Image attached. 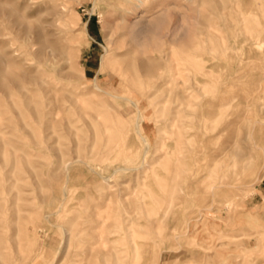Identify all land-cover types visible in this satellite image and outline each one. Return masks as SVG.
<instances>
[{"label":"rangeland","instance_id":"rangeland-1","mask_svg":"<svg viewBox=\"0 0 264 264\" xmlns=\"http://www.w3.org/2000/svg\"><path fill=\"white\" fill-rule=\"evenodd\" d=\"M185 1L142 0L140 4L139 0H0V80L7 83L10 77L24 76L27 81H30L38 76L41 77L39 73H42L41 80L44 79L40 85L27 84L26 86H29L26 96L14 90L11 85H8L9 83L7 85L12 92H10L11 95H5L2 92V87L0 90V257L2 256L0 264H105V261L106 264H113L112 262L115 264H264V150H262V146H264V126L262 125L264 124V60H262L264 59V55H262L264 47L262 46L264 44L257 46L255 35L249 34L244 24L237 27V24L233 22L235 20L229 18L230 12L235 14L234 12L237 11V3L248 0H232L231 2L230 0H222V2L221 0H211L210 3V0H202V2L196 0L199 3L195 0ZM190 1L191 4H189ZM125 2L129 3V6ZM223 2L227 6L223 5ZM118 4H120V8L117 6ZM157 4L158 6H156ZM260 5L264 10V0H252L249 18L251 22L262 23L260 31L263 35L261 33L259 38L264 41V12ZM223 7L231 8H228L229 11L226 9L223 12ZM163 9L166 10L163 11ZM194 9L201 14H199L200 18L212 20L216 17L215 22L217 19L222 20L221 22L218 20L216 23L213 21L209 25V32L203 34L205 36L201 35L204 47H206V49L203 47L206 51L202 50L203 54L206 52L204 54L206 65H219L211 71L212 74L214 73L213 75L210 76L211 72L207 75V79L210 76L213 81L219 80L223 74L233 75V72L238 69L236 73V76L239 77L236 80L237 89L236 87L232 88L237 92L230 89L228 95L234 94L232 96L248 99L245 106H241L236 113L240 125L231 140H235L238 147L242 143L246 147L249 145V149L245 148L248 150H244V153V151L235 148L223 160L214 165L210 158L195 159L193 162L189 159L186 160L187 158L183 157L185 153L182 155V152H185L184 148L189 145L186 143V146L183 140L174 143L177 134L174 135V130L170 127L173 110L177 105H180L178 100L172 102L174 100L172 99L173 90L181 92V90L189 88V83L193 82L191 71L181 67L183 69H181V77L179 76L175 81L177 87L176 84L174 85V79L170 77L174 73L172 57H174L173 55L183 57L184 54L190 52V49L181 42L171 44L170 39L174 40L175 36V39L178 38L185 28L196 26V22L190 18V14L191 16L197 14ZM219 11L223 13L217 15ZM257 15L258 18H256ZM157 18H161L160 24L158 28H153ZM251 22L248 25L250 28L255 23L251 24ZM221 23L223 24L221 25ZM224 24H226V28ZM178 25L180 29H178ZM135 26L137 30L140 27L142 29L138 32L139 36L136 35L137 30L131 29ZM234 27H236L235 30ZM168 28L171 30L169 31ZM238 28L241 30L239 33ZM27 29L29 31L28 41H25L24 31ZM148 29L150 30L147 31ZM165 31L167 32L165 33ZM164 33L165 35H163ZM134 34L135 37H133ZM124 36L125 38H123ZM137 39H142L143 42ZM120 40L123 42L122 44L118 42ZM31 41L34 43L33 46L31 43L29 44ZM47 41L50 42H48L49 45ZM51 43L56 49L50 45ZM118 43L122 47L118 46L120 45ZM213 43L214 45H212ZM216 43L217 45L220 43V45L217 46ZM222 44L225 45L222 47ZM210 46L211 48H209ZM213 46L217 48L215 47V49ZM117 47L121 50H118ZM171 50L174 51L173 54ZM257 50L261 53H258ZM134 51L135 53L132 54ZM220 51H223V54ZM240 51L244 53L241 54ZM125 53H130L131 55L128 54L130 57ZM124 54L129 58H125ZM164 55L167 56L164 57ZM217 55H220L219 60L216 58ZM145 56L148 58H144ZM209 56L211 59H208ZM230 56L233 57V60ZM243 57L244 64L240 62ZM111 58L114 60L111 61ZM122 58L125 59L121 60ZM155 60L160 61L156 63ZM228 60L229 62H227ZM231 60L232 62H230ZM257 60L261 65L260 63L255 65L253 61ZM141 61L154 65L155 70H158L156 72L154 70L156 75L153 77L154 80L152 77L146 76L140 66ZM249 61L250 66L246 65ZM119 62L120 68L118 67ZM105 64L110 67H105ZM113 64H117V66H113ZM112 66L113 71H111ZM117 67L123 72L121 70L119 72ZM122 68H126V70ZM242 68L244 72L241 71ZM168 70L171 72L167 73ZM115 71H117V75ZM217 73L221 74L220 77ZM5 74L6 78L3 79ZM37 74L39 75L37 76ZM161 74L167 79L169 77L170 81H165V77L164 80L158 79L157 76ZM128 76L133 82L130 80L131 83H129L128 80L127 83ZM148 78L151 79L149 80L152 82L151 86ZM211 79H208L210 82L208 86L214 87V90L207 86L209 90L206 88L207 92L203 94V99L206 100L209 99V96H215L216 89L221 88L217 81H214L215 85H213ZM166 83L169 84V87L165 86ZM160 84L163 90L167 91L164 92L161 87L157 96L151 98L149 94H152V88L155 85L160 86ZM218 85L220 86L218 87ZM142 86L144 89L141 88ZM139 87L141 90L138 89ZM134 88L136 90H132ZM50 90L52 93L54 90L55 93L50 94ZM138 90L139 93H137ZM187 90L186 96H189L190 90ZM168 91H171V94ZM234 92L238 94L235 96ZM251 93L252 95H250ZM140 94L141 96H139ZM161 95L166 97L162 98ZM97 99L100 100L97 101ZM167 99H169L168 102ZM107 102L110 107L106 105ZM8 105L10 108L7 107ZM89 105L95 106L96 110H103V112L96 111L94 107L93 111V108L88 107ZM152 108L153 110H151ZM154 108L160 111H155ZM160 108H163L164 112ZM84 112H86L85 115ZM186 113H181V115L192 114L191 112ZM93 116L96 117V121ZM114 118L115 120H113ZM74 120L77 122L75 123ZM46 122H49L50 124H48L52 128ZM119 122H123V124ZM105 124L108 129L106 131ZM126 124L130 127H126ZM246 127L249 128V131ZM111 128H117L116 132ZM118 129L120 130L118 131ZM250 129L251 135H249ZM181 134L183 135L182 131ZM101 136L104 140L100 139ZM98 137L103 146H99ZM122 138L123 140H121ZM224 139L221 137L218 143ZM114 142L118 144L116 145ZM194 144L196 143H191L193 146ZM182 145L183 149L181 150ZM105 146L107 147L104 148ZM106 149L108 150L106 151ZM80 150L82 151L80 152ZM97 150L98 152H96ZM105 151L106 153H104ZM246 152L250 155L248 156ZM107 153L110 156L105 155ZM235 153L239 155L238 158ZM245 156L249 157L247 160L251 159L252 162L246 161ZM256 158L257 160H255ZM175 162H178L177 165ZM231 162L238 164L231 167ZM186 163H188L187 167ZM182 164L185 169L182 168ZM241 167L244 170L243 175L240 171ZM132 168L135 169L132 170ZM227 168L231 170L229 171ZM179 169L183 171L181 172ZM224 171L228 173L226 174ZM184 172L187 175L183 177L181 174ZM210 172H213L214 175L212 176ZM219 178H221L220 181ZM196 179L200 180L197 182ZM195 181L198 189H195V184L192 185ZM188 182H191L189 188L187 187ZM173 183H179L177 187L184 191L176 188V184L173 186ZM200 184H202L200 186L202 188L198 187ZM232 185L234 186L232 187ZM205 189L209 193L204 191V194L203 190ZM175 190L176 193H174ZM230 190L232 194L229 193ZM229 195L231 196L229 197ZM169 196L171 199L174 196L172 200L180 201L178 203L177 200H171V202L177 201L176 204H180L175 205L176 208L173 211L174 203L171 206L168 205L171 203ZM209 198L210 203L208 202ZM226 200L227 202H225ZM187 204L189 205L187 206ZM131 206L139 208L133 210ZM72 213H76L74 217L77 218L74 219ZM126 217H130V219ZM115 220L122 222L118 223ZM35 226L38 227V230L35 228L37 231L34 229ZM30 227L36 233H33ZM74 227L77 232L73 233ZM69 228L73 229L70 231ZM121 229L125 230L121 231ZM29 230L32 232L31 235ZM105 231L106 233H104ZM102 232L104 237L100 235ZM68 233L72 234L70 236L74 240H71ZM107 233H110L109 236L106 235ZM35 234L38 235L34 236ZM110 238L112 241L109 240ZM65 240L69 241L71 248L67 246L69 244ZM104 241L107 244L102 243ZM68 248L71 253H66L67 250L69 251ZM36 249L39 251L38 254ZM117 257L120 261L116 260ZM157 257L159 258L157 259ZM241 258L245 260H241Z\"/></svg>","mask_w":264,"mask_h":264},{"label":"bare ground","instance_id":"bare-ground-1","mask_svg":"<svg viewBox=\"0 0 264 264\" xmlns=\"http://www.w3.org/2000/svg\"><path fill=\"white\" fill-rule=\"evenodd\" d=\"M127 1V0H126ZM129 1V0H128ZM135 1V0H134ZM181 1V0H180ZM185 1V0H184ZM186 1H189V0H186ZM185 1V2H186ZM196 1V0H195ZM209 1V0H208ZM232 0H230V2H231ZM255 1V0H254ZM258 1V0H257ZM116 2V1H115ZM114 2V3H115ZM122 2V1H121ZM142 3V0L140 1L139 0V3ZM197 3H199V1H196ZM195 2V3H196ZM200 2H202V0L200 1ZM207 2V1H206ZM210 2H212L211 0L209 1V3ZM221 2H222V0H221ZM227 2V1H226ZM119 3H120V1H119ZM123 3V2H122ZM125 3H127V2H125ZM134 3V2H133ZM138 3V2H137ZM140 3V4H141ZM158 3V2H157ZM189 3V2H188ZM237 3V2H236ZM258 3V2H257ZM260 3V2H259ZM262 3V2H261ZM132 4V3H131ZM189 4H191V1H190V3ZM212 4H214V3H212ZM223 5H226L225 4V2H223L222 3ZM228 4H229V2H228ZM233 4H234V2H233ZM238 4V7H237V11L236 12H234L235 14H232L231 12L229 13V18L231 19V20H235V21H233V22H235V24H237L236 26L238 27L239 25H241V24H244L245 25V29L249 32V34L250 33H252V34H254L255 36V38H256V40H257V42H256V40H255V44H257V46H262L263 44H264V41H262V40H260V34L262 33L260 30H261V28H262V23H260L259 21V23L258 22H255V21H253V22H251V20H250V16H251V6H252V0H248V1H241V2H239V3H237ZM107 5V4H106ZM116 5V4H115ZM114 5V6H115ZM123 5V4H122ZM125 5V4H124ZM127 5L129 6V3H127ZM145 5V4H144ZM230 5V4H229ZM251 5V6H250ZM258 5V4H257ZM262 5V4H261ZM260 5V7H262ZM109 6V5H108ZM111 6V5H110ZM109 6V7H110ZM113 6V5H112ZM118 7L120 6V4H118L117 5ZM116 6V7H117ZM142 6V5H141ZM153 6V5H152ZM156 6H158V4L156 5ZM155 6V7H156ZM198 6V5H197ZM212 6V5H211ZM215 6V5H214ZM213 6V7H214ZM227 6V5H226ZM233 6V5H232ZM249 6H250V8H249ZM107 7V6H106ZM116 7H115V9H116ZM118 7H117V10H118ZM151 7V6H150ZM154 7V8H155ZM169 7H170V5H169ZM196 7V6H195ZM194 7V8H195ZM216 7V6H215ZM214 7V8H215ZM257 7H259V6H257ZM259 7V8H260ZM114 8V7H113ZM120 8V7H119ZM130 8V7H129ZM141 8V7H140ZM230 9L231 7H223L222 8V10H223V12L226 10V9ZM253 8H255V7H253ZM259 8H258V10H259ZM114 9V10H115ZM123 9H125V8H123ZM168 9V8H167ZM196 9H197V7H196ZM196 9H194V12H196L198 15L200 14V13H198V10L197 11H195ZM199 9H201V8H199ZM229 9L227 10V11H229ZM235 9V8H234ZM233 9V10H234ZM251 9V10H250ZM256 9V8H255ZM254 9V10H255ZM262 10H263V7L261 8ZM110 10H112V9H110ZM121 10H122V8H121ZM126 10V9H125ZM166 10V9H165ZM164 9H163V11H165ZM202 10V9H201ZM205 10V9H204ZM203 10V11H204ZM253 10V11H254ZM119 11V10H118ZM132 11V10H131ZM232 11V10H231ZM252 11V12H253ZM256 11V10H255ZM254 11V12H255ZM201 12V11H200ZM208 12V11H207ZM222 11H219V13L217 14V15H219L220 13H223ZM257 12V11H256ZM263 12H264V10H263ZM120 13H121V11H120ZM202 13V12H201ZM260 13V12H259ZM258 13V14H259ZM129 14H131V13H129ZM134 14H135V12H134ZM193 15L192 14V16H191V14H190V18H192L195 22H196V26L195 27H192V28H189V29H184V31H183V33H182V35H180V36H178V33H177V36H178V38H176L175 39V37L173 38L174 40H172V39H170V43L171 44H176V43H179V42H181L186 48H188V49H190V52H188V53H186V54H184L183 55V57L181 56V57H179L178 55H173L174 57H172V60H173V63H174V66H172L173 67V71H174V73H172V76H170V77H172L173 79H174V85L176 84V87H177V83L175 82L176 80H177V78L180 76L181 77V67H185L186 69H187V71H191V73L193 74V76H192V80H193V82L192 83H189L190 84V87L189 88H186V89H183V90H181V92H177V91H175V90H173V98L172 99H174L172 102H176V100H178L179 102H180V105H177L176 106V108L173 110V113H172V115H173V117H172V124L170 125V127L174 130L173 131V134L175 135V134H177V136L175 135V137H177V139L175 140L174 139V143H178V141H180V140H183V141H185V144L186 143H188V145L189 146H187V144H186V146L187 147H185L184 149H186V151L185 152H182L183 154L182 155H184V153H185V155L183 156L184 158H187L186 160H188L189 159V161H192L193 162V160H198V159H200V158H210L211 159V162H212V164L214 165L215 163H218L220 160H223L227 155H229V153L233 150V149H238V150H241V151H244V150H248L249 148V145H248V147H246V146H244L243 144L244 143H242L241 145H239L240 147H238L237 145H236V141L235 140H231L232 139V135L234 134V133H236L237 132V130H238V126L240 125V121H238V116L236 115V113L239 111V108L241 107V106H245V104L248 102V99H245V98H242L241 96H239V97H241V98H238V97H234V96H232V95H234V94H232V95H228V92H229V90L230 89H232V88H235L236 87V89H237V85H236V80L237 79H239V77L238 76H236V73H237V70H235L233 73V75H226V74H223L222 76H221V78L218 80H214V81H217L218 82V84H220L221 85V88L218 90V89H216L217 90V94L215 95V96H209V99L208 100H206V99H203V94H205V92H207V89L206 88H210L211 87V89H213L214 87H212V86H208L209 85V80L208 79H211V74H212V70L215 68V66L216 67H218L219 65L217 64V65H215V66H213V65H209V66H207L206 65V61H205V53L203 54V52L204 51H202V50H205L206 49V47H204V40L201 38V35H203V34H205V33H207V32H209V25L211 24V23H213V21L215 22V19H216V17H215V19L213 18L212 20L211 19H208V18H200V15L198 16V15ZM209 14V13H208ZM133 15V14H132ZM137 15V14H136ZM164 15V14H163ZM221 15V14H220ZM254 15H256V14H254ZM260 15V14H259ZM121 16V15H120ZM123 16H125L124 14H123ZM160 17H162L161 15H159ZM206 16V15H205ZM263 16V15H262ZM261 16V17H262ZM122 17V16H121ZM120 17V18H121ZM209 17V16H208ZM210 17H213V16H211L210 15ZM221 17V16H220ZM226 17V16H225ZM255 17V16H254ZM131 18V17H130ZM256 18H258V15L256 16ZM124 19H126V18H124ZM124 19H122V20H124ZM129 19V18H128ZM158 20L155 22V24H154V26H153V28H158V26H159V24H160V21H161V18H157ZM189 19V18H188ZM224 19V18H223ZM218 20H220V19H217L216 20V22L218 21ZM253 20V19H252ZM131 21V20H130ZM129 21V22H130ZM133 21V20H132ZM191 21V20H190ZM222 20H220V22H221ZM264 21V20H263ZM194 22V23H195ZM215 22V23H216ZM223 22H224V20H223ZM251 22V24H253L254 22V25H252L251 26V28H250V26L248 27V25H250L249 23ZM163 23V22H162ZM161 23V24H162ZM127 24H129V23H127ZM178 24H180V23H178ZM223 23H221V25H222ZM132 25H135V24H132ZM171 25V24H170ZM175 25V24H174ZM173 25V26H174ZM194 25V24H193ZM226 24H224V26H225ZM224 26H223V28H224ZM235 26V25H234ZM128 27H129V25H128ZM139 27V26H138ZM143 27V26H142ZM178 29H180V26L178 25ZM184 27V26H183ZM152 28V27H151ZM161 28V27H160ZM171 28H172V26H171ZM225 28H226V26H225ZM235 28L236 27H234L233 29L235 30ZM240 28V27H239ZM238 28V29H239ZM42 29V28H41ZM131 29H135V31L137 30L136 29V26H135V28H131ZM169 29V28H168ZM231 29V28H230ZM230 29H228V31H230ZM43 30V29H42ZM41 30V31H42ZM145 30V28L143 29V31ZM150 29H148L147 31H149ZM171 29H169V31H170ZM131 31V30H130ZM134 31V32H135ZM139 31H142V29H141V27L136 31V35H140V33L138 34V32ZM147 31H145V33L147 34ZM168 31V30H167ZM167 31H165V33L167 32ZM227 31V30H226ZM225 31V32H226ZM233 31V30H232ZM238 31V33H239V31H241L240 29L239 30H237ZM263 31V30H262ZM28 29L27 30H25L24 31V33H25V41L27 40L28 41ZM42 32H44V31H42ZM133 32V33H134ZM144 33V34H145ZM163 33V32H162ZM165 33L163 34V35H165ZM230 33V32H229ZM237 33V32H236ZM245 33V32H244ZM129 34H130V32H129ZM132 34V33H131ZM141 34H143V33H141ZM143 34V35H144ZM180 34V33H179ZM228 34V33H227ZM230 34H234V33H230ZM229 34V35H230ZM248 34V33H247ZM122 35V34H121ZM262 35H263V33H262ZM171 36V35H170ZM203 36H205V35H203ZM253 36V35H252ZM34 37V36H33ZM133 37H135V34L133 35ZM235 37H236V35H235ZM262 37V36H261ZM264 37V36H263ZM121 38V37H120ZM123 38H125V36L123 37ZM128 38V37H127ZM249 38H250V36H249ZM251 39V38H250ZM46 40V39H45ZM116 40V39H115ZM119 40V39H118ZM137 40H140V39H137ZM142 40V39H141ZM140 40V41H141ZM172 40V41H171ZM252 40V39H251ZM30 41V40H29ZM33 41V40H32ZM32 41L31 42H29V44L31 43V45L33 46L34 45V43H32ZM209 41V40H208ZM253 41V40H252ZM252 41H250V42H252ZM49 41H47V43H48ZM118 42H121V40L120 41H118ZM138 42V41H137ZM142 42H143V40H142ZM210 42H211V40H210ZM50 43V42H49ZM49 43H48V45H49ZM123 42H121V44H122ZM234 43H235V41H234ZM254 43V42H253ZM252 43V44H253ZM28 44V43H27ZM44 44V43H43ZM118 44H120V43H118ZM117 44V45H118ZM121 44L120 45H118V46H121ZM209 44V43H208ZM25 45V44H24ZM31 45H30V47H31ZM47 45V44H46ZM50 45H52V43L50 44ZM212 45H214V43L212 44ZM216 45H217V43H216ZM218 45H220V43H218ZM217 45V46H218ZM225 44H222V47L224 46ZM25 46H27V45H25ZM52 46H54V44L52 45ZM234 46V45H233ZM256 46V45H255ZM122 47V46H121ZM171 47V46H170ZM203 47L205 48V49H203ZM214 47V46H213ZM212 47V48H213ZM216 47V46H215ZM214 47V48H215ZM220 47V46H219ZM242 47V46H241ZM246 47V46H245ZM254 47V46H253ZM262 47H264V45L262 46ZM41 48V47H40ZM118 48V47H117ZM137 48V47H136ZM142 48H143V46H142ZM146 48V47H145ZM209 48H211V46L209 47ZM217 48V47H216ZM215 48V49H216ZM254 48H256V47H254ZM54 49H56L55 48V46H54ZM53 49V50H54ZM121 50V48H118V50ZM140 49V48H139ZM167 49H168V47H167ZM174 49V48H173ZM176 49V48H175ZM223 50H224V48H222ZM221 49V50H222ZM228 49V48H227ZM257 49V48H256ZM59 50H61V49H59ZM126 50V49H125ZM160 50H162V49H160ZM208 50V49H207ZM210 50H213V49H210ZM218 50V49H217ZM216 50V51H217ZM41 51V50H40ZM63 51V50H62ZM142 51V50H141ZM147 51V50H146ZM159 51V50H158ZM163 51H164V49H163ZM168 51H169V49H168ZM172 52V54H173V50H171ZM206 51V50H205ZM216 51H213V52H216ZM225 51H226V49H225ZM258 51V50H257ZM120 52V51H119ZM123 52V51H122ZM121 52V53H122ZM128 52H130V51H128ZM177 52H179V51H177ZM218 52V51H217ZM216 52V53H217ZM221 52V51H220ZM223 52V51H222ZM221 52V53H222ZM235 52V51H234ZM236 52H237V50H236ZM241 52V51H240ZM256 52V51H255ZM260 51H258V53H259ZM28 53V52H27ZM63 53V52H62ZM112 53V52H111ZM135 53V51L134 52H132V54H134ZM159 53V52H158ZM176 53V52H175ZM242 53H244L243 51L241 52V54ZM247 53H249V52H247ZM261 53V52H260ZM61 54V53H60ZM115 54V53H114ZM118 54V53H117ZM125 54H127V53H125ZM125 54H124V57H125ZM128 54H130V53H128ZM127 54V55H128ZM140 55H141V52L139 53ZM177 54V53H176ZM180 54V53H179ZM215 54V53H214ZM223 54V53H222ZM222 54H221V56H222ZM228 54V53H227ZM240 54V55H241ZM249 54H251V53H249ZM119 55H120V53H119ZM131 55V54H130ZM130 55H128L129 57H130ZM182 55V54H181ZM225 56H226V54H224ZM229 55V54H228ZM232 55V54H231ZM236 55V54H235ZM244 55H246V54H244ZM261 55V54H260ZM262 55H264V54H262ZM111 56H112V54H111ZM115 57L114 58H116V55H114ZM143 56V55H142ZM167 56V55H166ZM165 55H164V57H166ZM169 57H170V54L168 55ZM216 56V55H215ZM220 56V55H219ZM218 55H217V59H218V57H219ZM36 57V56H35ZM129 57H125V58H129ZM133 57H135V55H133ZM133 57H131V58H133ZM147 56H145L144 58H146ZM210 57V56H209ZM231 57V59L233 60V57L232 56H230ZM237 57V56H236ZM256 57H257V55H256ZM264 57V56H263ZM117 58H119V57H117ZM124 58V59H125ZM148 58V57H147ZM123 58L121 59V60H124ZM166 59V58H165ZM168 59V58H167ZM208 59H211V57L210 58H208ZM219 59H220V57H219ZM218 59V60H219ZM237 59H238V57H237ZM237 59H236V61H237ZM242 59V58H241ZM240 59V62L241 63H243L244 61V57H243V59L241 60ZM256 59H260V58H256ZM255 59V60H256ZM262 59V58H261ZM260 59V60H261ZM103 60V59H102ZM114 59H112L111 58V61H113ZM131 60V59H130ZM129 60V61H130ZM149 60V59H148ZM151 60H153V59H151ZM161 60V59H160ZM159 60V61H160ZM164 60V59H163ZM213 60V59H212ZM215 60V59H214ZM217 60V61H218ZM232 60L230 61V62H232ZM248 60V59H247ZM250 60H253V59H250ZM262 60H264V59H262ZM45 61V60H44ZM47 61V60H46ZM116 61V60H115ZM119 61V60H118ZM150 61V60H149ZM156 61V60H155ZM155 61H153V62H155ZM159 61H156V63L157 62H159ZM211 61V60H210ZM217 61H216V63H217ZM61 62V61H60ZM63 62V61H62ZM105 62V61H104ZM104 62H103V64H104ZM117 62V61H116ZM115 62V63H116ZM120 62H122V61H120ZM120 62H119V64H120ZM126 62V61H125ZM124 62V63H125ZM137 62V61H136ZM151 62V61H150ZM215 62V61H214ZM213 62V63H214ZM220 62V61H219ZM222 62V61H221ZM227 62H229V60L227 61ZM253 62H255V65H256V63H260V61H253ZM46 63H48V61L46 62ZM114 63V62H113ZM118 63V62H117ZM156 63H154V64H156ZM240 63V64H241ZM250 61L248 62V64L246 63V65H248V66H250ZM264 63V62H263ZM61 64V63H60ZM106 64H107V62H106ZM106 64H105V67H110L111 66V64H110V66L108 65V66H106ZM164 64V63H163ZM163 64H161V66L163 65ZM226 64V63H225ZM244 64V63H243ZM242 64V65H243ZM252 64H254V63H252ZM59 65V64H58ZM114 65H116L117 66V64H113V66ZM126 65V64H125ZM166 65V64H165ZM171 65V64H170ZM260 65H261V63H260ZM260 65H258V66H260ZM41 66V65H40ZM113 66H112V70L111 71H113ZM119 66H121V64L120 65H118V67ZM127 66H128V64H127ZM141 68L143 69V71H144V73L146 74V76H148V77H152V79H153V77H155L156 75H155V72L156 71H158V70H155V66L154 65H151V64H148V63H146V61L144 62H142L141 61ZM164 66V65H163ZM225 66H227V65H225ZM104 67V66H103ZM118 67H117V69H118ZM167 67V66H166ZM243 67H244V65H243ZM120 68V67H119ZM123 68H124V66H123ZM122 68V69H123ZM129 68V67H128ZM164 68V67H163ZM247 68V67H246ZM254 68V67H253ZM257 68V67H256ZM116 69V70H117ZM157 69V68H156ZM167 69V68H166ZM171 69V68H170ZM221 69H222V67H221ZM119 70V72H120V70L121 69H118ZM123 70H126V68L125 69H123ZM154 70H155V72H154ZM164 70V69H163ZM183 70V69H182ZM246 70V69H245ZM1 71V70H0ZM104 71V70H103ZM122 71V70H121ZM128 71H129V69H128ZM135 71V73H136V70H134ZM166 71V70H165ZM170 70H168L167 71V73L169 72ZM241 71L242 72H244L243 71V68L241 69ZM38 72V71H37ZM116 72V75H117V71H115ZM118 72V73H119ZM123 72V71H122ZM132 72V71H131ZM164 72V71H163ZM171 72V71H170ZM169 72V73H170ZM211 72V73H210ZM218 72H222V71H219L218 70ZM239 72V71H238ZM241 72V73H242ZM39 73V72H38ZM59 73V72H58ZM113 73V72H112ZM111 73V74H112ZM126 71H125V75H126ZM158 73V72H157ZM162 73V72H161ZM209 73H210V76H209V78L207 79V75H209ZM223 73V72H222ZM2 74H4V73H2ZM40 74V76L42 77V73H39ZM39 74H37V76L39 75ZM120 74H122V73H120ZM159 74V73H158ZM214 74V73H213ZM212 74V75H213ZM218 74V76L220 77V75H219V73H217ZM244 74V73H243ZM108 75V74H107ZM115 75V74H114ZM136 75H137V73H136ZM166 75V74H165ZM216 75V74H215ZM214 75V76H215ZM12 76V75H11ZM120 76V75H119ZM124 76V75H123ZM129 76H130V73H129ZM128 76V77H129ZM4 78L3 79H5L6 78V74L3 76ZM41 77H36V78H34V79H31L30 81H27V79L23 76V77H19V78H14V77H10L9 79H8V82L7 83H4L2 80H0V90L2 89L3 91V93L5 94V95H11V90H10V88H9V86L8 85H11L12 87H13V89L14 90H16V91H18L19 93H21L22 95H24V96H26L27 95V87L29 86H26L27 84H29V83H34V84H36V85H40L41 84V81H43V80H41ZM131 77H132V75H131ZM139 77H141V75H139ZM144 77V76H143ZM164 77L166 78V76H163L162 74L161 75H159V76H157V78L158 79H163L164 80ZM8 78V77H7ZM124 79H126L125 77H123ZM213 78H216V77H213ZM118 79H120V78H118ZM171 79V78H170ZM249 79V78H248ZM127 80V83H128V80H129V83H131V81L130 80H132L130 77L128 78V79H126ZM141 81H142V79H140ZM149 80H151V79H149L148 78V81ZM154 80V79H153ZM168 81L169 80V77H168V79L166 78L165 79V81ZM250 80V79H249ZM47 81V80H46ZM121 81H122V79H121ZM146 81H147V79H146ZM170 81V80H169ZM168 81V82H169ZM214 81L211 79V82H213V85H215L214 84ZM44 82V81H43ZM58 83H59V81H57ZM118 82V81H117ZM124 82V81H123ZM132 82H133V80H132ZM150 82V81H149ZM164 82V81H163ZM246 82V81H245ZM9 83V84H8ZM49 83V82H48ZM47 83V84H48ZM151 84H149L150 86L152 85V82H150ZM165 83V82H164ZM243 83V82H242ZM247 83H248V81H247ZM8 84V85H7ZM46 84V83H45ZM44 84V85H45ZM50 84V83H49ZM134 84V83H133ZM138 84V83H137ZM145 84V83H144ZM148 83L146 82V86L148 87V85H147ZM119 85H120V83H119ZM122 85H124V84H122ZM142 85H143V82H142ZM169 85V84H168ZM167 85V83L165 84V86H168ZM170 85H171V83H170ZM220 85H218V87L220 86ZM130 86H131V84H130ZM133 86H135V85H133ZM146 86H145V88H146ZM164 86V85H163ZM164 86V87H165ZM172 86V85H171ZM208 86V87H207ZM2 87V88H1ZM37 87V86H36ZM123 87V86H122ZM144 86H142L141 88L142 89H144L143 88ZM161 87H162V85L160 84V86H158V85H155L153 88H152V94H149V92H148V94L149 95H151L150 97L152 98V96H154V97H156L157 96V93H159V91H160V89H161ZM169 87V86H168ZM242 87V86H241ZM131 88H132V86H131ZM160 88V89H159ZM209 88H208V90H209ZM29 89V88H28ZM138 89H140V87L138 88ZM168 89V88H167ZM171 89H172V87H171ZM187 89H189L190 90V95L189 96H186V93H187ZM210 89V90H211ZM39 90V89H38ZM55 90V89H54ZM54 90H52L53 91V93H55L54 92ZM99 90V89H98ZM132 90H136L135 88L134 89H132ZM141 90V89H140ZM146 90H148V89H146ZM146 90H145V92H146ZM162 90H163V87H162ZM170 90V89H169ZM214 90V89H213ZM232 90H234V89H232ZM242 90V89H241ZM164 91V90H163ZM163 91L162 92H160L161 94L163 93ZM167 91V90H166ZM166 91H164V92H166ZM235 92H237L236 90H234ZM11 92V93H10ZM39 92V91H38ZM46 92V91H45ZM169 92V91H168ZM171 92V91H170ZM169 92V93H170ZM210 93H211V91H209ZM208 92V93H209ZM234 92V93H235ZM42 93V92H41ZM52 92H51V90H50V94H53ZM102 93V92H101ZM137 93H139V90H138V92ZM140 93H142V92H140ZM168 93V94H169ZM209 93V95H211ZM213 93V92H212ZM240 93V92H239ZM100 94V93H99ZM104 94V93H103ZM124 94V93H123ZM147 94V93H146ZM171 94V93H170ZM238 94V93H237ZM236 93H235V96L237 95ZM41 95V94H40ZM121 95V94H120ZM149 95H148V99L150 98L149 97ZM156 95V96H155ZM246 95H247V92H246ZM250 95H252V93L250 94ZM48 96V95H47ZM103 96V95H102ZM110 96V95H109ZM139 96H141V94L139 95ZM145 96H147V95H145ZM162 96V95H161ZM74 97V96H73ZM104 97V96H103ZM153 97V99H155ZM163 97H166V96H162V98ZM168 97H169V95H168ZM211 97V98H210ZM246 97V96H245ZM251 97V96H250ZM10 98V97H9ZM146 99V98H145ZM166 99V98H165ZM165 99H163V100H165ZM169 99H171V98H169ZM169 99H167L166 101L168 102V100ZM98 100H100V99H97V101ZM152 100V99H151ZM151 100H149V101H151ZM156 100V99H155ZM155 100H154V102H155ZM31 101V100H30ZM30 101H27V102H29L30 103ZM46 101H48V99H46ZM49 101H51L50 99H49ZM146 101H148V100H146ZM148 101V102H149ZM156 101H158V99L156 100ZM166 101H164V102H166ZM26 102V101H25ZM45 102V101H44ZM52 102H53V100H52ZM52 102H50L51 104H52ZM101 102V101H100ZM103 102H104V100H103ZM106 102V101H105ZM136 102V101H135ZM152 102V101H151ZM193 102V103H192ZM249 102H250V100H249ZM125 103H126V101H125ZM131 103H133V102H131ZM137 103V102H136ZM135 103V104H136ZM158 103H160V102H158ZM163 103V102H162ZM97 104H98V102H97ZM101 104V103H100ZM104 104V103H103ZM152 104V103H151ZM161 104V103H160ZM28 105V104H27ZM106 105H108L109 107H110V105L108 104V102H107V104ZM125 105V104H124ZM146 105H149V103H146ZM103 107H105L104 105H102ZM132 106H133V104H132ZM7 107H9L10 108V106L8 105ZM27 107V106H26ZM39 107V106H38ZM45 107H47V106H45ZM88 107H90V108H95V106H93L92 107V105H89ZM109 107H108V109H109ZM151 107H153V106H151ZM8 108V109H9ZM28 108H29V106H28ZM27 108V109H28ZM52 108V107H51ZM94 108L92 109L93 111H94ZM113 108V107H112ZM148 108H149V106H148ZM157 108V107H156ZM156 108H154L155 109V111H160L159 109H157L156 110ZM12 109V108H11ZM30 109V108H29ZM48 109H49V107H48ZM57 109H58V107H57ZM89 109V108H88ZM97 108H95V110H96ZM101 109V108H100ZM105 109H106V107H105ZM161 109V108H160ZM163 109V108H162ZM161 109V110H162ZM89 110H91V109H89ZM88 110V111H89ZM151 110H153V108L151 109ZM50 111H52V110H50ZM86 112H87V109L85 110ZM96 111H98V112H100V111H102L103 112V110H100L99 111V109L98 110H96ZM138 111V110H137ZM163 111V110H162ZM0 112H1V110H0ZM34 112H35V110H34ZM38 113H39V111H37ZM57 112H59L58 110H57ZM86 112H84V115L86 114ZM142 112H144V111H142ZM152 112V111H151ZM164 112V111H163ZM163 112H162V115H163ZM186 112H191L192 114H189V116L188 115H185V116H182L181 115V113H186ZM37 113V114H38ZM47 113V112H46ZM80 114H82L81 112H79ZM141 113V112H140ZM159 113V112H158ZM171 113V112H170ZM45 114V113H44ZM52 114H53V112H52ZM55 114V113H54ZM90 114V113H89ZM102 114V113H101ZM107 114V113H106ZM161 114V113H160ZM165 114V113H164ZM187 114V113H186ZM20 115V114H19ZM48 115V114H47ZM83 115V116H84ZM88 115V114H87ZM91 115V114H90ZM105 115V114H104ZM138 116H139V114H137ZM152 115H154L153 113H152ZM157 116L159 115V114H156ZM16 116V115H15ZM36 117V116H35ZM52 117V116H51ZM93 117H95V116H93ZM153 117V116H152ZM155 117V116H154ZM40 118H42V117H40ZM39 118V119H40ZM157 118V117H156ZM256 118V117H255ZM154 119V118H153ZM49 120V119H48ZM51 120V119H50ZM113 120H115V118L113 119ZM54 121V120H53ZM68 121V120H67ZM91 121V120H90ZM92 121H94L93 119H92ZM95 121H96V117H95ZM253 121V120H252ZM18 122H20V121H18ZM70 122H72V121H70ZM74 122H75V120H74ZM77 122V121H76ZM75 122V123H76ZM126 122V121H125ZM246 122H248V121H246ZM23 123H24V121H23ZM25 123H26V121H25ZM45 123V122H44ZM47 123V122H46ZM49 123V122H48ZM47 123V125H49ZM73 123V122H72ZM113 123H114V121H113ZM119 123H122L123 124V122H119ZM67 124H68V122H67ZM66 124V125H67ZM248 123H246V125H247ZM250 124H252L251 122H250ZM65 125V126H66ZM84 125V124H83ZM88 125V124H87ZM104 125V124H103ZM106 125V124H105ZM115 125V124H114ZM118 125V124H117ZM257 125H259V124H257ZM263 126H264V124H262ZM50 126V125H49ZM65 126H64V128H65ZM73 126V125H72ZM84 126H86V125H84ZM93 126H97V125H94L93 124ZM120 126H122V125H120ZM125 126V125H124ZM168 126V125H167ZM248 126V125H247ZM253 126V125H252ZM74 127V126H73ZM98 127V126H97ZM114 128L115 127H117V126H113ZM126 127H130L129 125H127L126 124ZM257 127V126H256ZM50 128H52V126H50ZM67 128V127H66ZM72 128V127H71ZM101 128V127H100ZM103 128H105L104 126H103ZM109 128V127H108ZM114 128H111V129H113V130H115V132H116V129L118 128H116V129H114ZM123 127H121V129H122ZM134 128H135V126H134ZM247 128V127H246ZM74 129V128H73ZM124 129V128H123ZM249 128H247V130H248ZM98 130V129H97ZM96 130V131H97ZM106 130H108L107 129V125H106V128H105V131ZM120 129H118V131H119ZM247 130H245V131H247ZM101 131V130H100ZM99 131V132H100ZM102 131H103V129H102ZM110 131V130H109ZM117 131V132H118ZM138 131V130H137ZM136 131V132H137ZM181 131L183 132V135L181 134ZM249 131V130H248ZM79 132V131H78ZM108 132V131H107ZM114 131H113V133H115ZM138 133V132H137ZM95 134V133H94ZM101 134H104V133H102L101 132ZM116 134V133H115ZM114 134V135H115ZM264 134V133H263ZM100 135V134H99ZM167 135V134H166ZM180 135V136H179ZM248 135V134H247ZM249 135H251V129H250V132H249ZM254 135V134H253ZM96 136H97V134H96ZM94 137V136H93ZM221 137H223V138H225L224 139V141L222 140V142L221 143H218L219 142V139L221 138ZM31 139V138H30ZM96 139V138H95ZM101 140L103 139L104 140V138H102V136H101V138H100ZM107 140L109 139V138H106ZM260 139V138H259ZM74 140V139H73ZM99 140V137L97 138V141ZM112 140H113V138H112ZM121 140H123V138L121 139ZM162 140V139H161ZM32 141V140H31ZM96 141V142H97ZM100 141V140H99ZM98 141V142H99ZM118 141V143H119V139L117 140ZM173 141V140H172ZM97 142V143H98ZM108 142V141H107ZM196 143V144H194V146L193 145H191V143L193 144V143ZM35 143H36V141H35ZM37 143H39L38 141H37ZM100 143H102L101 141L99 142V146H101L102 144H100ZM117 143V144H118ZM167 143V142H166ZM173 143V144H174ZM215 143H217V144H215ZM241 143V142H240ZM240 143H238V144H240ZM264 143V142H263ZM262 143V141H261V144H263ZM40 144V143H39ZM96 144V143H95ZM94 144V145H95ZM104 144H106L105 142H104ZM109 144V143H108ZM108 144H107V146H108ZM113 144V143H112ZM114 144H116V142H114ZM116 144V145H117ZM126 144H128V143H126ZM246 144V143H245ZM38 145V144H37ZM97 145V144H96ZM111 145V144H110ZM198 145V146H197ZM252 145V144H251ZM264 145V144H263ZM103 146V145H102ZM107 146H105L104 148H106ZM131 146V145H130ZM33 147V146H32ZM36 147V146H35ZM34 147V148H35ZM76 147V146H75ZM148 147V146H147ZM238 147V148H237ZM260 147H261V145H260ZM102 148V147H101ZM164 148V147H163ZM176 148V147H175ZM245 148H248V149H245ZM252 148H253V146H252ZM257 148V147H256ZM255 148V149H256ZM36 149V148H35ZM92 149V148H91ZM95 149V148H94ZM103 149V148H102ZM108 149H110V148H108ZM108 149H106V151L108 150ZM112 149H113V147H112ZM114 149H116V147L114 146ZM183 149V145H182V148H181V150ZM105 150V149H104ZM103 150V151H104ZM111 150V149H110ZM146 150V149H145ZM157 150V149H156ZM237 150V151H238ZM251 150V149H250ZM262 150H264V146H262ZM82 150H80V152H81ZM106 151L104 152V153H106ZM116 151H117V149H116ZM237 151H234V152H237ZM256 151V150H255ZM259 151V150H258ZM96 152H98V150L96 151ZM108 152H110V151H108ZM176 152V151H175ZM233 152V153H234ZM260 152V151H259ZM263 152V151H262ZM261 152V153H262ZM89 153H91V152H89ZM114 153H116L115 151H114ZM173 154H175L174 152H172ZM238 154H239V152H237ZM237 153H235L236 155H237ZM244 153H245V151H244ZM246 153H248V152H246ZM235 154H233L234 156H235ZM241 154V153H240ZM239 154V155H240ZM252 154V153H251ZM263 154V153H262ZM79 155H81V154H79ZM90 155H92V154H90ZM99 155H101L100 153H99ZM105 155H108V156H110L108 153L107 154H105ZM177 155V154H176ZM181 155V154H180ZM181 155V156H182ZM239 155H237V158H238V156ZM242 155H244L243 153H242ZM248 156L250 155L249 153L247 154ZM253 155V154H252ZM261 155V154H260ZM260 155H259V159H260ZM264 155V154H263ZM87 156H88V154H87ZM87 156H85L86 158H88ZM113 156V155H112ZM111 156V157H112ZM232 156V155H231ZM246 157V156H245ZM255 157H256V154H255ZM263 157V156H262ZM81 158V157H80ZM101 158V157H100ZM178 158V157H177ZM229 158V157H228ZM231 158V157H230ZM234 158V157H233ZM235 158H236V156H235ZM247 158H249V157H246L245 158V160L246 161H248L247 160ZM83 159H84V157H83ZM103 159H104V157H103ZM181 159V158H180ZM25 160V159H24ZM79 160V159H78ZM77 160V161H78ZM106 160V159H105ZM104 160V161H105ZM236 160V159H235ZM239 160V159H238ZM238 160H237V162H238ZM255 160H257V158L255 159ZM15 161V160H14ZM99 161V160H98ZM103 161V160H102ZM178 161V160H177ZM181 161V160H180ZM185 161V160H184ZM232 161H234V160H232ZM241 161V160H240ZM245 161V162H246ZM249 161H251V159L249 160ZM248 161V162H249ZM263 161H264V159H263ZM182 162V161H181ZM191 162V163H192ZM210 162V163H211ZM230 162V161H229ZM237 162H231L232 164H230V166L231 167H234L233 165H235ZM242 162V161H241ZM241 162H240V164H241ZM252 162V161H251ZM258 162H259V160H258ZM173 163V162H172ZM177 163L178 162H175V164L177 165ZM239 163V162H238ZM237 163V164H238ZM256 163H257V161H256ZM180 164V163H179ZM187 164L188 163H186L185 165H186V167H187ZM229 164V163H228ZM242 164H244V163H242ZM247 164H249V163H247ZM253 164V163H252ZM212 165V166H213ZM245 165H246V163H245ZM254 165H255V163H254ZM175 166V165H174ZM230 166H228L229 168H230ZM243 167V166H242ZM241 167V173H242V175H243V173H244V170H243V168ZM182 168L183 169H185L184 168V166H183V164H182ZM189 168H191V167H189ZM193 168V167H192ZM211 168V167H210ZM125 169V168H124ZM135 169V168H134ZM133 168H132V170H134ZM178 169V168H177ZM176 169V170H177ZM188 169V168H187ZM228 169V168H227ZM226 169V171H228ZM116 170V169H115ZM180 171H181V169H179ZM231 170V169H230ZM229 170V171H230ZM235 170V169H234ZM233 170V171H234ZM178 171V170H177ZM183 171V170H182ZM181 171V172H182ZM188 171V170H187ZM215 171V170H214ZM213 171V172H214ZM226 171H224V173H226ZM115 172H118V171H115ZM186 172V171H185ZM184 172V173H185ZM213 172H210L211 173V175L213 176L214 175V173ZM179 173V172H178ZM184 173H182L181 175H183V177H184V175H187L186 173L184 174ZM213 173V174H212ZM228 173V172H227ZM226 173V174H227ZM113 174V173H112ZM111 174V175H112ZM116 174V173H115ZM192 174V173H191ZM209 174V173H208ZM178 175H180V173L178 174ZM242 175H241V177H242ZM175 176H177L176 174H175ZM216 176V175H215ZM215 176H214V178H215ZM218 176V175H217ZM78 177V176H77ZM77 177H75V178H77ZM80 177V176H79ZM111 177V176H110ZM113 177V176H112ZM209 177V176H208ZM223 177H224V175H223ZM82 178V177H81ZM80 178V179H81ZM104 178V177H103ZM175 178V177H174ZM180 178V177H179ZM200 178V177H199ZM217 178V177H216ZM78 179V178H77ZM183 179V178H182ZM207 179V178H206ZM213 179V178H212ZM220 179L221 178H219V181H220ZM83 180V179H82ZM176 180V179H175ZM189 180V179H188ZM198 179H196V181H197ZM200 180V179H199ZM198 180V181H199ZM179 181H181V180H179ZM193 182L192 183V185L193 184H195V189H198V188H196L197 187V182ZM208 181V180H207ZM212 181H214V180H212ZM176 182V181H175ZM88 183V182H87ZM187 183V182H186ZM189 183V182H188ZM191 183V182H190ZM189 183V185L187 184V187L189 186V187H191L190 184ZM216 183V182H215ZM219 183V182H218ZM217 183V184H218ZM174 185L173 186H175V184L176 183H173ZM177 184H179V183H177ZM176 184V188H180V187H177L178 185ZM86 185V184H85ZM89 185V184H88ZM92 185H93V183H92ZM91 185V186H92ZM186 185V184H185ZM202 184H200V185H198V187H200ZM209 185H211V184H209ZM242 185V184H241ZM90 186V185H89ZM181 186H182V184H181ZM213 186V185H212ZM234 185H232V187H233ZM236 186H238V185H236ZM245 186H247V185H245ZM251 186V185H250ZM86 187H87V185H86ZM170 187V186H169ZM188 187V188H189ZM90 188V187H89ZM194 188V187H193ZM200 188H202V187H200ZM205 188V187H204ZM238 188H240V187H238ZM243 188V187H242ZM173 189H175V188H173ZM173 189H171V190H173ZM207 190H208V187L206 188ZM203 190V192L204 191H206L207 193H209V191H207V190ZM232 189V188H231ZM237 189V188H236ZM241 189V188H240ZM87 190H89L88 188H87ZM168 190H169V188H168ZM180 191H184V190H181V188L179 189ZM191 191H193L194 189H190ZM209 190H210V188H209ZM212 190H214V189H212ZM211 190V191H212ZM220 190V189H219ZM215 191H216V188H215ZM217 191H218V189H217ZM88 192V191H87ZM228 192V191H227ZM232 192H234V191H232ZM239 192V191H238ZM66 193V192H65ZM168 193H170V192H168ZM174 193H176V190L174 191ZM177 193H178V191H177ZM214 193V192H213ZM216 193V192H215ZM214 193V194H215ZM226 193V192H225ZM229 193H231V190L229 191ZM243 193H245L244 191H243ZM183 194V193H182ZM204 194H205V192H204ZM213 194V195H214ZM232 194V193H231ZM67 195V194H66ZM93 195V194H92ZM151 195H153V194H151ZM180 196V194H177V196ZM183 195H185V194H183ZM207 195V194H206ZM211 195V194H210ZM223 195H225V194H223ZM159 196V195H158ZM170 196H171V194H170ZM170 196H169V198H170ZM209 196V195H208ZM208 196H206L207 197V199H208ZM212 196V195H211ZM231 195H229V197H230ZM153 197H155V196H153ZM173 197L174 196H172V199H173ZM183 197V196H182ZM219 197H220V194H219ZM218 196H217V198L218 199H220ZM226 197H228V196H226ZM233 197H235V195H233ZM100 198V197H99ZM155 199V198H154ZM171 198L169 199L170 200V202H171V200H172ZM218 199H217V201H218ZM222 199H223V197H222ZM228 199V198H227ZM231 199H232V197H231ZM169 200H168V202H169ZM175 200H177V199H175ZM175 200H172V201H175ZM197 200V199H196ZM203 201H205L204 199H202ZM153 201V200H152ZM155 201H157V200H155ZM177 201H179V200H177ZM176 201V202H177ZM176 202L174 203V202H171L170 204L168 203V205H172V203H174V205H172L173 206V208H172V211H173V209L174 208H176V206L177 205H180V204H178V203H180V201L176 204ZM183 202V201H182ZM202 202V201H201ZM207 202V201H206ZM206 202H203V203H206ZM209 203H210V198H209V201H208ZM219 202V201H218ZM218 202H215L216 204L218 203ZM225 202H227V200L225 201ZM182 204V203H181ZM195 204H197V203H195ZM206 204H208V203H206ZM219 204V203H218ZM226 204H228V203H226ZM176 205V206H175ZM189 204H187V206H188ZM198 205H199V203H198ZM202 205H204V204H202ZM62 206H64V205H62ZM137 206V205H136ZM208 206V205H207ZM215 206V205H214ZM67 207V205L65 206V208ZM131 207H133V210H134V206H131ZM143 207H144V204H143ZM169 207V206H168ZM168 207H166L165 209L166 210H168ZM181 207V206H180ZM179 207V208H180ZM195 207H197L198 208V206H195ZM206 207V206H205ZM205 207H203V208H205ZM58 208H60V207H58ZM64 208V209H65ZM137 208H139V207H137ZM137 208H135V209H137ZM207 208V207H206ZM205 208V209H206ZM164 209V210H165ZM191 209V208H190ZM198 209H200V207L198 208ZM171 210V209H170ZM187 210V209H186ZM194 210V209H193ZM189 211V210H188ZM191 211V210H190ZM201 211V210H200ZM57 212V211H56ZM53 213V212H52ZM58 213V212H57ZM168 213V212H167ZM171 213H173V212H171ZM73 214V213H72ZM76 214V213H75ZM75 214H73V217H74V215ZM50 215V214H49ZM53 215H55V214H53ZM51 216V215H50ZM49 216V217H50ZM79 216V215H78ZM47 217V216H46ZM76 217V216H75ZM75 217H74V219H75ZM77 218V217H76ZM122 218V217H121ZM121 218H117V219H121ZM127 218V217H126ZM164 218V217H163ZM47 219V218H46ZM50 219V218H49ZM123 219V218H122ZM127 219H130V217H128ZM78 220H81V219H78ZM86 220V219H85ZM159 220V219H158ZM70 221V220H69ZM115 221H117V220H115ZM114 221V222H115ZM119 221H121V220H119ZM119 221H117L118 223H120ZM155 221V220H154ZM122 222V221H121ZM131 222V221H130ZM133 222V221H132ZM157 222V221H156ZM72 223V222H71ZM151 223H152V221H151ZM155 223V222H154ZM160 223V222H159ZM68 224V223H67ZM67 224H66V226H67ZM75 224V223H74ZM117 224V223H116ZM133 224V223H132ZM156 224V223H155ZM64 226H65V224H63ZM70 225V224H69ZM121 225V224H120ZM119 225V226H120ZM114 226V225H113ZM116 226V225H115ZM71 227H73L72 226V224H71ZM120 227H122V225L120 226ZM119 227V228H120ZM31 228V231H32V227H30ZM35 228H37V230H38V227H34V229ZM65 228V227H64ZM116 228H117V226H116ZM115 228V229H116ZM66 229V228H65ZM70 229V228H69ZM73 228H71L70 229V231L72 230ZM74 229H75V227H74ZM36 230V229H35ZM36 230V231H37ZM40 230V229H39ZM118 230V229H117ZM125 229H121V231H124ZM30 231V230H29ZM30 231V235H31V233L33 232H31ZM36 231H34L35 233H36ZM74 231H76V229L75 230H73L72 232L74 233ZM102 231H104V230H102ZM107 231H108V229H107ZM111 231V230H110ZM116 231V230H115ZM158 231V230H157ZM33 232V233H34ZM41 232H42V230H41ZM64 232V231H63ZM77 232V231H76ZM82 232H84V231H82ZM101 232V231H100ZM118 232H120L119 230H118ZM155 232V231H154ZM80 233H81V231H80ZM104 233H106V231L104 232ZM121 233V232H120ZM78 234V233H77ZM110 234V233H109ZM109 234L107 233L106 235H108L109 236ZM117 234V233H116ZM115 234V235H116ZM154 234V233H153ZM38 235V234H37ZM36 234L34 235V236H37ZM67 235H69V237H71V240H74V239H72V236H70V235H72L71 233L69 234H67ZM74 235V234H73ZM100 235H103V232H102V234H100ZM112 235H113V233H112ZM119 236H120V234H118ZM117 235V236H118ZM159 235V234H158ZM34 236H33V238H34ZM77 236V235H76ZM114 236V235H113ZM52 237V236H51ZM103 237H104V235H103ZM110 237H111V235H110ZM114 237H116V236H114ZM160 237V236H159ZM238 237V236H237ZM36 238V237H35ZM65 238H67V237H65ZM74 238V237H73ZM161 238H162V236H161ZM160 238V239H161ZM169 238V237H168ZM236 238V237H235ZM240 238V237H239ZM100 240H101V238H99ZM105 239H108V238H105ZM104 239V240H105ZM31 240V239H30ZM38 240V239H37ZM37 240H36V242H37ZM64 240V239H63ZM109 240H111V238L109 239ZM239 240V239H238ZM32 241V240H31ZM66 241V240H65ZM112 241V240H111ZM171 241V240H170ZM61 242V241H60ZM66 242H68V244H69V241H66ZM160 242V241H159ZM102 243H105V241L104 242H102ZM66 243L64 242V245H65ZM99 244H100V241H99ZM105 244H107V243H105ZM154 244V243H153ZM158 244H160V243H158ZM161 244H162V241H161ZM101 245H103V244H101ZM156 245H157V243H156ZM60 246H61V244H60ZM67 246H69L70 248H71V244H69V245H67ZM154 246H155V244H154ZM158 246V245H157ZM161 247V246H160ZM242 247V246H241ZM59 249V248H58ZM69 249V248H68ZM37 250V249H36ZM68 252H70L71 253V251H70V249H69V251L67 250V252L66 253H68ZM110 252V251H109ZM158 252V251H157ZM39 253V251L37 250V254ZM106 253V252H105ZM103 254V253H102ZM111 254V253H110ZM160 254V253H159ZM155 255V254H154ZM36 256V255H35ZM107 256V255H106ZM112 256V255H111ZM238 256V255H237ZM242 256H243V254H242ZM4 257V256H3ZM100 257V256H99ZM156 257V256H155ZM244 257V256H243ZM242 257V258H243ZM0 258H2V256L0 257ZM107 258V257H106ZM159 257H157V259H158ZM240 258V257H239ZM241 258V260H245V259H242ZM100 259V258H99ZM2 260V259H1ZM4 260V259H3ZM6 260V259H5ZM31 260V259H30ZM101 260V259H100ZM116 260H119L120 261V259H118V257L116 258ZM241 260H240V262H241ZM9 261V260H8ZM109 261V260H108ZM101 263H103V261H101ZM107 262L105 261V264H106ZM113 264H115L114 262H112ZM118 264V263H117ZM120 264V263H119ZM123 264V263H122ZM240 264V263H239Z\"/></svg>","mask_w":264,"mask_h":264}]
</instances>
